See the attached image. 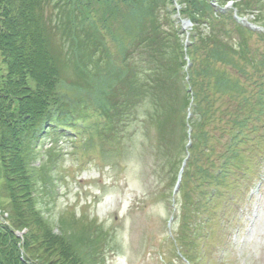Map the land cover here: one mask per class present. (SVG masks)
I'll return each instance as SVG.
<instances>
[{"label": "trees", "instance_id": "16d2710c", "mask_svg": "<svg viewBox=\"0 0 264 264\" xmlns=\"http://www.w3.org/2000/svg\"><path fill=\"white\" fill-rule=\"evenodd\" d=\"M104 1L111 3L100 17L88 15V6L96 2L102 7ZM173 1L0 0V53L6 64L0 76V208L10 219V225L0 223V264H105L102 225L59 220L56 233V223L40 207L44 196L55 191L52 172L63 138L57 127L76 130L79 119L98 113L103 121L88 122L77 148L97 143L106 154L112 134L124 127L123 111H136L146 100V115L135 116L145 133L147 123L155 128L156 159L164 156L169 167L177 164L174 184L184 161L192 98L193 140L179 187L184 215L175 242L183 254L202 260L201 240L208 234L196 219L205 204L193 197L191 184L197 179L200 196L225 201L227 192L237 190L256 166L264 145V87L258 81L256 91L250 80L261 73L264 59L251 41L264 39V34L238 24L230 13L218 14L209 0H179L181 14L194 23L186 51L191 66L185 70ZM246 4H237L241 14L247 12ZM106 35L120 45L119 63ZM170 48L174 62L166 65ZM140 64L147 69L143 73ZM173 66L176 74L169 77ZM68 67L77 81L66 78ZM47 140L51 144L45 158L40 147ZM22 228L28 232L20 247L15 229Z\"/></svg>", "mask_w": 264, "mask_h": 264}, {"label": "rangeland", "instance_id": "374dc122", "mask_svg": "<svg viewBox=\"0 0 264 264\" xmlns=\"http://www.w3.org/2000/svg\"><path fill=\"white\" fill-rule=\"evenodd\" d=\"M246 1L238 3L245 5ZM249 1L243 18L263 25L264 0ZM110 3L104 1L102 7L96 2L91 4L88 15L100 17L104 6ZM258 4L262 5L261 10H258ZM175 5L173 3L172 7ZM252 12L257 15L255 19ZM172 18L180 23L188 37L194 23L183 17L179 10L172 13ZM105 40L119 63L120 45L108 35ZM251 42L264 59V39L255 36ZM164 58L166 65H172L171 48L165 52ZM120 67L125 65L121 63ZM140 68L141 73L147 70L141 64ZM5 70L6 64L0 53V76ZM167 73L172 77L176 68L173 66ZM65 76L68 80L77 81L73 68H66ZM258 81L263 82L264 87V66L261 73L250 80L256 91ZM149 108L150 102L145 100L136 111L130 108L123 111L124 119L120 123H124V127L118 135L112 134L113 139L105 146L108 149L106 154L101 153V146L97 143L85 150L77 148L80 138L65 132L56 147L61 151V157L52 172L55 191L52 196H44L40 207L56 223V233L60 232L59 220L75 223L76 220L87 219L102 225L107 241L105 264H190L179 254L178 243L175 242L184 215L180 204L182 196H178L176 208L172 204V178L177 164L169 167L164 156L161 160L156 159L155 128L147 123L145 133L142 121L135 116H145ZM262 116L264 120V114ZM102 119L95 113L85 123H98ZM261 134H264V125ZM50 144L48 140L41 144L45 158H48L46 153ZM262 149L256 155V166L239 181L237 190L227 192L225 201L220 197L200 196L198 180L192 182L193 197L197 200L202 198L205 204L196 220L203 224L204 232L208 234L201 240L204 255L202 260L195 258L196 264H264V145ZM176 151L178 156H183L180 147L177 146ZM210 188L206 186L207 190ZM120 200L122 204H119ZM0 212L7 218L1 208ZM194 223L190 221L192 226ZM27 232V228L15 231L22 246Z\"/></svg>", "mask_w": 264, "mask_h": 264}]
</instances>
